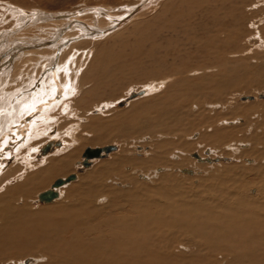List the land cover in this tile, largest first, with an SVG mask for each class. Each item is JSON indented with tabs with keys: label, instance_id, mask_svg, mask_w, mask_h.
<instances>
[{
	"label": "rangeland",
	"instance_id": "rangeland-1",
	"mask_svg": "<svg viewBox=\"0 0 264 264\" xmlns=\"http://www.w3.org/2000/svg\"><path fill=\"white\" fill-rule=\"evenodd\" d=\"M91 7L96 8V10H90ZM81 9L85 11L81 14L79 13V16L68 17L73 18V20L71 18L72 23L66 24L69 20L68 18L67 20L66 18L57 20L43 19L45 13H72ZM38 12L43 13V15H38ZM128 14L129 16L124 19L123 17ZM121 18L123 20L117 22ZM205 25H208L209 28H205ZM54 28L59 31L56 30L52 37ZM47 34L49 37L51 36V39ZM208 34H214L215 43L200 50L198 46L201 39L199 38L207 39L206 36ZM219 35H222L221 38H219ZM223 35H227V37ZM40 37L49 43L46 44L43 40L41 42L39 40ZM121 46H123L122 49L124 51L126 50L125 53L128 56L125 55L121 60L113 61L111 65L108 64V54L110 52L116 53L121 49ZM134 48L136 53L133 56H129L130 52L135 51ZM207 51L215 54L210 56ZM100 53H104V55H100V60L102 59V63L106 65L104 68L110 71L108 73L109 78H111L108 83L100 85L102 87L99 88V82L96 85V82L93 83L88 78V76H95L97 73H85L91 62H94V57ZM144 53L146 54L144 55ZM41 56L43 57L40 58ZM52 57L56 61L54 60L53 63L48 65ZM227 62H243L244 66L249 70L256 69L257 71L259 69L253 74L249 73L245 78L253 85L245 86L244 88L232 87L228 93L218 95L220 97L219 100L208 98L204 101L203 98H197L191 99L192 101L190 100L191 102H189L188 99L184 101V97L182 101L177 99L171 106L172 108L175 105L184 104L187 106L185 108L186 114L189 113L190 116L194 117L198 116L202 123L193 129L189 127V130H191H188L185 136L177 135L180 136V140L176 141L178 145L175 148L168 146V150H171L168 153V158L174 161L185 154L196 165H206L207 167L220 165V163L221 165L238 163L237 165L249 166L258 162L257 154H243L245 150H242L244 148L242 144L245 147L247 146L244 149L251 148V142L243 137L229 140L226 145V141H224L223 146L216 147L203 144L200 140L205 133L210 135L218 127L232 129L247 123V119L243 116L227 115L229 107H243L246 104H254L259 105L257 107H260V109H264V105L260 106V104H263L261 102H264V97H259L260 94H264V88H258L254 85L256 79L260 78L259 71L261 72L260 74L264 73V0H0V96H3L2 99L0 97V112H2V108L8 106L9 109L3 110V112L7 116L10 113L9 117H11V114L15 113V104L17 108L18 104L25 100L26 95L30 96V104L33 102L34 104L36 103L35 106L39 102L44 104L37 109V111H40L36 116L30 115L29 112L28 114L25 113L27 112L26 110L22 114L19 110L17 116L23 120L17 119L14 121V119H11L10 122L12 123L7 122L9 127L6 124L3 130L0 129V151L4 149L0 152V193L4 192L6 187H11L12 189L29 175L44 169L49 163L48 159H59L74 149L76 156L71 160L68 171H65L66 173L63 172L64 174L61 172L51 176L45 182L46 184L39 187L28 199L31 207L38 211L57 203L64 196V190L75 183L80 175L92 168L100 160H107L112 155L119 153L120 149L126 148L128 154L136 159L145 158L151 153V145L155 139L174 140L173 136L170 133L167 135L165 133L156 134L155 136L140 131L134 136L130 134L120 139L117 137V128L114 123L119 118L117 114L123 111L129 112V107L133 102L154 98L155 96L160 97L161 94V97H163L167 87L172 84L173 78L177 77L172 73L173 69H180L184 73L189 71V78L197 79L196 81L193 79L192 82H199L201 77H203L201 73L205 72L207 66L216 67ZM194 70H196L195 74L193 73ZM52 72H55L56 77L54 78L57 80L59 87L69 85L68 89L72 90L69 91L67 89L65 94V87H61L62 90L59 94L63 96L56 95L54 92L49 93L51 96L49 94L46 96V93H41L39 97L35 96L38 93L40 94L39 90L41 92L47 91L44 83L48 78V74ZM214 74L215 71H213ZM5 75H7V78H5ZM150 86L151 88H148V91L144 95L139 96V98L136 97L119 103L129 97L130 92H137ZM210 87H212V83L209 84ZM207 90L210 91V89ZM14 92L19 93L18 96H16V93L14 95ZM177 92V90L174 92L170 90L168 99H174L178 94ZM189 92L195 93V91L186 90V94ZM8 93L11 94L8 95ZM68 95L70 96L67 97ZM243 96H253L254 99L251 100L249 97V100H242ZM6 97L11 99H5ZM47 97L49 98L46 101L45 98ZM57 97L60 98L57 99ZM17 99L19 103H17ZM52 101L53 104L57 101L58 103L52 105ZM106 104L109 106L104 108ZM225 108L227 109L225 110ZM44 110L46 111L43 112ZM42 118H46L47 121ZM36 119L43 121L41 125L39 122H35ZM230 121L231 124H229ZM99 123L112 126L109 127V131L106 129L102 132V139L92 143L91 138L96 137V133L98 134L95 128L98 127L99 130ZM256 127V130L258 129L255 131L256 134L264 132V123L258 124ZM32 128L36 130L35 134L32 132ZM6 130L9 131L8 134ZM53 130L54 132L51 134L50 132ZM48 133L53 136L57 135L59 139L61 138L60 140H64L63 145L57 147L52 153L49 152L45 156L39 157L36 146L49 138ZM246 138L249 139L248 137ZM236 142L240 145H237L238 143ZM184 143H193L195 148L193 150L187 149L185 152L182 147ZM107 144H115L117 149L105 158L101 157V159L93 160L89 167L81 171L78 169L81 167V153L85 147H98ZM227 144H233L234 147L229 149ZM206 149L213 152L209 155H204ZM124 153L126 154V152ZM180 154L181 156H179ZM192 154L199 155L201 159L207 158V156L210 159H220L217 162H202L193 158ZM182 166L173 168L172 172L181 178H191L193 185H195L198 178L203 175V171L199 170V172L188 165ZM155 168H162V170L157 172L154 171ZM133 169L128 165L125 166L124 171L131 173L137 181L150 185L154 183L160 173L166 172L164 170L167 168L164 164L154 165L146 171H139V173ZM180 169L193 170L194 174L181 173ZM71 173L77 174L76 179L58 189L60 195L57 199L51 203H40L38 201L37 194L39 192L48 189L56 178H64ZM139 175H145L149 180H143L138 177ZM114 181L116 183L111 182L114 187L120 189L131 187V183L128 181ZM246 193L250 197L259 198L258 186H250L246 189ZM121 203L122 200L118 201L117 204L121 205ZM16 205L21 206L22 201L17 200ZM26 237L29 238V236L21 234L16 239L20 242ZM18 247L20 246L18 245ZM38 256L33 252L23 251V253H15L13 251L12 253L11 251H6V253L0 255V264H17L28 258H33L37 261L34 262L35 264L43 262L42 257L39 256L38 258Z\"/></svg>",
	"mask_w": 264,
	"mask_h": 264
},
{
	"label": "bare ground",
	"instance_id": "bare-ground-1",
	"mask_svg": "<svg viewBox=\"0 0 264 264\" xmlns=\"http://www.w3.org/2000/svg\"><path fill=\"white\" fill-rule=\"evenodd\" d=\"M90 10L94 11L96 8L91 7ZM84 11L81 9L72 13H45L43 19L57 20L66 18L67 20L69 16H79ZM38 15L41 16L43 13L38 12ZM128 16L129 14L123 18L126 19ZM71 18H68L69 20L66 24L72 23ZM40 20L42 19L40 18ZM122 20L121 18L117 22H121ZM205 28L208 29V25H205ZM56 30L58 29H53L52 37ZM51 36L49 37L48 35L50 39ZM219 36L221 38L222 35ZM223 36L227 37V35ZM206 37L207 39L199 38L201 39L200 45L198 46L200 50L215 43L214 34H208ZM39 40H43L42 37ZM122 47L116 53L110 52L108 54V64L111 65L113 61L116 62L117 60H121L125 55L128 56L125 53L126 50L124 51ZM207 52L210 56L215 54L211 51ZM135 53L136 50L130 52L129 56H133ZM100 55H104V53H100L94 57V62H91L85 73H97L95 76H88V78L93 83L96 82V85L99 82V88L102 87L100 85L108 83L111 78H109L108 73L110 71L104 68L106 65L102 63V59L100 60ZM53 57L48 62V65L54 62L55 58ZM208 67H206L205 72L201 73L203 77H201L199 82H195L197 79L189 78V71L187 73L185 72V74L180 69H173L172 73L177 77L173 78L172 84L167 87L163 93V97H161V94L160 97L155 96L154 98L133 102L129 107V112L123 111L117 114L119 118L116 117L118 119L113 122L117 128V137L120 139L130 134L134 136V134L140 131L155 136L156 134L161 135L162 133L166 135L170 133L173 136L174 140L168 139L166 141L167 139L164 140L163 138L155 139L151 145V153L145 158L136 159L128 154L126 148L120 149L119 153L112 155L107 160H100L92 168L80 175L75 183L64 190V196L57 203L38 211H35L31 207L28 199L39 187L44 186L46 184L45 182L51 176L61 172L64 174L63 172L68 171L71 160L76 156L74 149L59 159H48L49 163L44 169L33 175H29L12 189L11 187H6L5 191L0 193V255L6 253V251H11L12 253L13 251L15 253H23V251L33 252L35 255L41 256L42 260H44L37 264H264V132L262 131L263 133L259 134L255 133L258 130H256V126L264 123V109L262 110L260 107H257L259 105L254 104H246L243 107H227L229 109L227 115L243 116L247 119V123L241 127L232 129L218 127L210 135L209 133H205L200 140L203 144L214 145L216 147L222 145L224 141H226V145L229 140L243 137L245 140L251 142V148L244 149L247 146L245 147L242 144V147L244 146L242 150H245L242 153L244 155L257 154L258 162L254 163V165H237L238 163L221 165L220 163V165L207 167L206 165H196L185 154L183 156L180 154L179 156L181 157L175 161L168 158V153L171 152V150H168V146L175 148L178 145L176 141L180 136L177 135L185 136L189 127L193 129L202 123V120L198 116L194 117L190 116L189 113L186 114L187 111L185 108L187 106L184 104H178L172 108L171 106L177 99L182 101L184 97L183 100L188 99L189 102L192 101L191 99L194 100L197 98H203L204 101L208 98L219 100L220 97L218 95L228 93L232 87L244 88L245 86H252L253 84L245 78L249 73L253 74L259 70H249L244 66L243 62H227L220 66ZM157 68L159 67L157 66ZM213 71H215L214 75ZM195 72L196 70L193 71L194 74ZM260 73L259 71L260 78L256 79L254 85L258 88H264V73ZM6 76L5 78H7ZM54 77H56L55 72L49 73L44 83L47 91L41 92L39 90L40 94L38 93L35 96L39 97L41 93H46V96H48L51 92L60 95L59 92H61L63 87H65L66 94L69 85H63L61 86L62 88L59 87ZM193 79L195 80L194 82H192ZM210 83H212V87L209 88ZM148 88H151V86L143 90H136L137 92H130L129 97L121 100L119 103L129 101L136 97L139 98V96L144 95L148 91ZM207 89H210V91ZM68 90L71 91L72 89ZM170 90L172 92L175 90L178 91L175 98L171 100L168 99ZM186 90H192L195 93L189 92L186 94ZM15 93L14 95L17 94L16 96H18L19 93ZM0 97L2 99L3 96ZM49 97L45 98V100L47 101ZM249 97L251 100L254 99L253 96H243L242 100H249ZM259 97H264V94H260ZM11 98L6 97L5 99ZM29 99L30 96L26 95L25 100L18 104L17 108L15 104V113L11 114V117H9L10 113L7 116L3 112V110L9 109L8 106H4L5 108L1 109L0 129L3 130L6 124L8 126L9 123L7 122H10L11 119H14V121L17 119L21 120L22 118L20 117L21 119H19L17 116L19 110L22 114L26 110L27 112L25 113L27 114L29 112L30 115H38L40 110L37 111V109L44 104L39 102L35 106L36 103L34 104L33 102L30 104ZM17 103H19V100ZM57 103L58 101L53 104L52 101V105H56ZM261 103L263 104L261 105L259 103L260 106H263L264 102ZM107 106L109 105H104V108H107ZM215 116L217 117V115ZM212 118L214 117L212 116ZM42 119L47 121L46 118ZM35 122H39L41 125L43 121L36 119ZM229 124H231V121ZM111 126L101 123L99 130L95 126L98 134L96 133V137L91 138L92 143L102 139V132L106 129L108 130ZM32 132L35 134L36 130L33 129ZM53 132L54 130L50 133L53 134ZM34 134L32 135L34 136ZM48 136L49 138L45 142L36 146L38 151L36 152L39 157L45 156L49 152L52 153L57 147L63 145L64 140H60L61 138L59 139L57 135L55 137L48 133ZM49 140H59L61 144L52 145V150L41 153V147ZM237 145L240 144L238 143ZM113 146L114 150L104 154L103 158L117 149V145L114 144ZM182 147L185 152L187 149L193 150L195 148L193 143H184ZM227 147L232 149L234 146L233 144H227ZM212 152L206 149L204 155H209ZM192 156L199 161L209 163L217 162L220 159H210L208 156L207 158L201 159L197 154H192ZM95 159L101 158H91L88 161L92 163ZM163 164L170 170L167 171L166 169L164 170L166 172L158 173V178L150 185L137 181L131 173L124 171L125 166L128 165L139 173V171H146L151 166ZM182 165H188L194 167L195 170L203 171V175L198 178L195 185H193L191 178H181L172 172L173 168L183 167ZM89 166L90 164L87 167ZM84 168L81 166L78 169L81 171ZM161 170L162 168L154 169L157 172H161ZM179 171L184 174L185 172L189 175L194 174L193 170L180 169ZM74 174L76 179L77 174ZM138 177L143 180H149L145 175H139ZM114 180L128 181L131 183V187L125 189L114 187L111 184V182L116 183ZM71 181L55 188L58 196L48 202L39 200L38 195L42 191L39 192L37 194L38 201L40 203H51L59 197L60 193L58 189ZM51 185L48 189L51 188ZM252 185H255V187L258 186L259 198L247 195L246 189ZM17 200L22 201L21 206L16 205ZM121 200V205L117 204ZM21 234L29 236V238L26 237V239L19 242L16 237ZM35 257L37 258V256ZM34 262L37 261L33 258H28L17 264H35Z\"/></svg>",
	"mask_w": 264,
	"mask_h": 264
},
{
	"label": "water",
	"instance_id": "water-1",
	"mask_svg": "<svg viewBox=\"0 0 264 264\" xmlns=\"http://www.w3.org/2000/svg\"><path fill=\"white\" fill-rule=\"evenodd\" d=\"M55 144L56 145H60L61 142L59 140H57V141H52V140L47 141L41 147V153L49 152V150L53 149L52 145H55ZM112 150H114V146L110 145V144L103 145V146H100V147H88V146L85 147L82 150V153H81V158H82L81 166L83 168L87 167L90 164L88 159L101 158V157L104 156V154H106L107 152H110ZM73 179H75V174L74 173L69 174L65 178H56L54 180V182L52 183L50 189L44 190L38 195L39 200L40 201H45V202L50 201L54 197L58 196V192L55 190V188L65 184L66 182L71 181Z\"/></svg>",
	"mask_w": 264,
	"mask_h": 264
},
{
	"label": "flooded vegetation",
	"instance_id": "flooded-vegetation-1",
	"mask_svg": "<svg viewBox=\"0 0 264 264\" xmlns=\"http://www.w3.org/2000/svg\"><path fill=\"white\" fill-rule=\"evenodd\" d=\"M105 158V157H104Z\"/></svg>",
	"mask_w": 264,
	"mask_h": 264
}]
</instances>
